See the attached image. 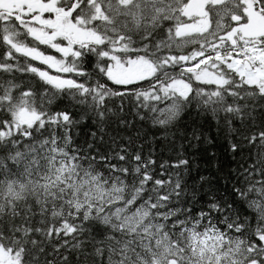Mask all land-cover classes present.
<instances>
[{"label": "snow or ice", "instance_id": "obj_1", "mask_svg": "<svg viewBox=\"0 0 264 264\" xmlns=\"http://www.w3.org/2000/svg\"><path fill=\"white\" fill-rule=\"evenodd\" d=\"M0 264H264V0H0Z\"/></svg>", "mask_w": 264, "mask_h": 264}]
</instances>
